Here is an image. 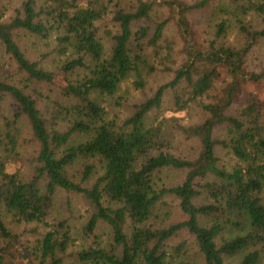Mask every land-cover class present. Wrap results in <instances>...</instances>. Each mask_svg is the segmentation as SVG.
<instances>
[{
    "label": "trees",
    "instance_id": "16d2710c",
    "mask_svg": "<svg viewBox=\"0 0 264 264\" xmlns=\"http://www.w3.org/2000/svg\"><path fill=\"white\" fill-rule=\"evenodd\" d=\"M256 85L264 0H0V264H259Z\"/></svg>",
    "mask_w": 264,
    "mask_h": 264
},
{
    "label": "rangeland",
    "instance_id": "374dc122",
    "mask_svg": "<svg viewBox=\"0 0 264 264\" xmlns=\"http://www.w3.org/2000/svg\"><path fill=\"white\" fill-rule=\"evenodd\" d=\"M163 12V11H162ZM198 17H195V20H197ZM202 28L199 27V30H201ZM253 91H255L256 93H258L262 98H264V86H252L251 88ZM117 95L120 96L123 99L124 102V106H115V107H107L108 110V114L107 117L108 118H112V117H124L125 115H127L130 104H133L134 102H137V100L139 99V94L137 91H135L133 85H132V78L125 80L124 82H122V84L120 85V88L117 92ZM122 102V101H121ZM167 115H170V113H167ZM78 168V167H76ZM166 177H168L170 182H176L179 181V179H181V175L180 174H174L173 172L170 173H166L165 174ZM71 201V216L73 218V226L77 227L84 219L86 216V212L88 210V205L86 203V201L84 199H82L80 196L77 195H68V194H62L59 196L58 198V203L56 204V209L57 210H61L62 208L65 209L66 207V200ZM6 223L8 225H10L11 221H10V217L7 216L6 217ZM11 227V226H10ZM30 241L33 242L35 240V236L33 235H27L24 237V241ZM237 260L238 257L236 258H232L229 259L227 261V264H237ZM259 264H264V258L259 262Z\"/></svg>",
    "mask_w": 264,
    "mask_h": 264
},
{
    "label": "water",
    "instance_id": "95a60500",
    "mask_svg": "<svg viewBox=\"0 0 264 264\" xmlns=\"http://www.w3.org/2000/svg\"><path fill=\"white\" fill-rule=\"evenodd\" d=\"M24 257H25V254H24Z\"/></svg>",
    "mask_w": 264,
    "mask_h": 264
}]
</instances>
